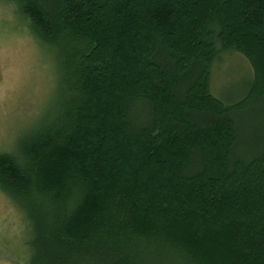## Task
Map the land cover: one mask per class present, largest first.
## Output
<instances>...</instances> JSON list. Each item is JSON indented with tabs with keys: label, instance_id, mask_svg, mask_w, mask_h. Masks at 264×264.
Masks as SVG:
<instances>
[{
	"label": "trees",
	"instance_id": "obj_1",
	"mask_svg": "<svg viewBox=\"0 0 264 264\" xmlns=\"http://www.w3.org/2000/svg\"><path fill=\"white\" fill-rule=\"evenodd\" d=\"M57 65L54 116L0 151L28 264H264V0H23ZM253 80L212 92L220 52ZM264 142V138L261 139Z\"/></svg>",
	"mask_w": 264,
	"mask_h": 264
},
{
	"label": "rangeland",
	"instance_id": "obj_2",
	"mask_svg": "<svg viewBox=\"0 0 264 264\" xmlns=\"http://www.w3.org/2000/svg\"><path fill=\"white\" fill-rule=\"evenodd\" d=\"M252 80L253 68L245 55L220 52L212 67L215 96L228 103L237 100ZM58 104V72L52 52L46 67H33L30 62L0 67V151L19 152L23 140L54 116ZM238 121L240 154L250 156L264 144V106L255 105ZM31 235L25 213L0 189V264H28Z\"/></svg>",
	"mask_w": 264,
	"mask_h": 264
},
{
	"label": "clouds",
	"instance_id": "obj_3",
	"mask_svg": "<svg viewBox=\"0 0 264 264\" xmlns=\"http://www.w3.org/2000/svg\"><path fill=\"white\" fill-rule=\"evenodd\" d=\"M22 7L23 0H0V67L29 62L33 67H46L51 57L49 46L37 34Z\"/></svg>",
	"mask_w": 264,
	"mask_h": 264
}]
</instances>
